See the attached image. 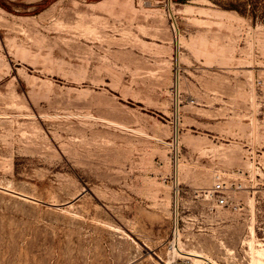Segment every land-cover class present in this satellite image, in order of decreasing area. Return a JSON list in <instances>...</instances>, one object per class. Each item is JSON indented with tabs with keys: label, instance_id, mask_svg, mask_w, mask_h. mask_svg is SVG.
Returning <instances> with one entry per match:
<instances>
[{
	"label": "rangeland",
	"instance_id": "1",
	"mask_svg": "<svg viewBox=\"0 0 264 264\" xmlns=\"http://www.w3.org/2000/svg\"><path fill=\"white\" fill-rule=\"evenodd\" d=\"M171 1L0 0V264H169L176 187L186 249L264 264V0Z\"/></svg>",
	"mask_w": 264,
	"mask_h": 264
},
{
	"label": "bare ground",
	"instance_id": "2",
	"mask_svg": "<svg viewBox=\"0 0 264 264\" xmlns=\"http://www.w3.org/2000/svg\"><path fill=\"white\" fill-rule=\"evenodd\" d=\"M168 7H169L170 15L174 16L173 2L171 0H169ZM172 25L174 26V29H175V38H176V45H177L176 54H177V59L179 60L180 30H179V27H178V24H177L176 21L173 22ZM179 79H178V77L176 79V85H177L178 88L180 87L179 86L180 85L179 84ZM176 137H177V139L179 137L178 131L176 133ZM179 170H180V168H179V159H177V162H176V178H177L176 185H178V183H179ZM174 206H175V210H174V216H175V238H174L173 243H172V248H173L174 252L177 253V254H180V255L191 256L197 262H205V261H207V262L215 263V261L208 254H206V253H204L202 251L195 250V249L188 250V249H186L184 247V243H183V240H182V233H181V230H180V227H179V224H178V222H179V194H178V188L177 187H176ZM252 232L254 233V229L253 228H252ZM258 253L262 257H264V250H260V251H258Z\"/></svg>",
	"mask_w": 264,
	"mask_h": 264
},
{
	"label": "built area",
	"instance_id": "3",
	"mask_svg": "<svg viewBox=\"0 0 264 264\" xmlns=\"http://www.w3.org/2000/svg\"><path fill=\"white\" fill-rule=\"evenodd\" d=\"M215 193V202L217 206L229 207L238 209L241 207V202L231 194L228 193V185L225 181L219 180L213 184L212 188ZM174 237V232H173ZM169 264H216L211 262H197L191 256L188 255H179L173 256L171 263Z\"/></svg>",
	"mask_w": 264,
	"mask_h": 264
}]
</instances>
